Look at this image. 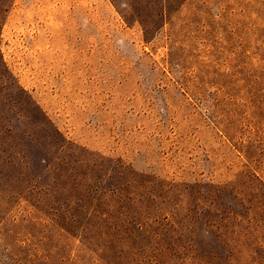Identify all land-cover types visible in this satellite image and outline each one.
Returning <instances> with one entry per match:
<instances>
[{
  "label": "rangeland",
  "instance_id": "374dc122",
  "mask_svg": "<svg viewBox=\"0 0 264 264\" xmlns=\"http://www.w3.org/2000/svg\"><path fill=\"white\" fill-rule=\"evenodd\" d=\"M0 264H264V0H0Z\"/></svg>",
  "mask_w": 264,
  "mask_h": 264
}]
</instances>
